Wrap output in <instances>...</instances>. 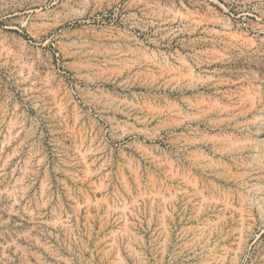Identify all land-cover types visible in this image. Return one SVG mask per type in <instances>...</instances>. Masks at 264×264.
I'll list each match as a JSON object with an SVG mask.
<instances>
[{
  "label": "rangeland",
  "instance_id": "1",
  "mask_svg": "<svg viewBox=\"0 0 264 264\" xmlns=\"http://www.w3.org/2000/svg\"><path fill=\"white\" fill-rule=\"evenodd\" d=\"M0 264H264V0H0Z\"/></svg>",
  "mask_w": 264,
  "mask_h": 264
}]
</instances>
